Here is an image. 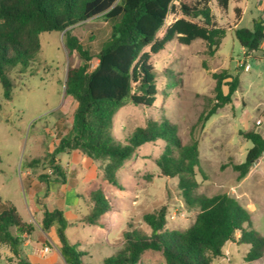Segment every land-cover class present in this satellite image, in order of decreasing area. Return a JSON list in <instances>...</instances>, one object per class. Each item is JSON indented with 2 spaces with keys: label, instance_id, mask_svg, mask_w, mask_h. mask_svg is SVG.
Segmentation results:
<instances>
[{
  "label": "trees",
  "instance_id": "trees-1",
  "mask_svg": "<svg viewBox=\"0 0 264 264\" xmlns=\"http://www.w3.org/2000/svg\"><path fill=\"white\" fill-rule=\"evenodd\" d=\"M212 1L0 0V84L6 99L11 100L13 95L9 69L34 58L41 47L42 33L63 32L65 47L70 52L76 51L81 60L79 65L68 69L65 81V95L76 102L74 133L69 138L59 137V143L44 159L51 173L40 178L47 183L66 184L67 173L56 156L79 151L98 165L103 178L119 185V170L138 148L162 140L165 147L156 160L157 166L164 176L178 178V188L185 202L199 209L195 221L183 231L166 228L165 207L145 213L143 220L149 233L140 228L125 232L123 247L106 257L103 264H139L148 250L161 252L165 264H212L215 258L222 256L223 247L229 241L249 245L244 257L247 263L264 257V235L254 227L251 212L237 198L227 193L207 196L197 192L199 183L195 175L201 168L197 138L191 136L189 141H183L179 126L167 117L161 121L148 120L145 126L137 127L120 143L112 133L114 118L126 103L145 107L155 104L160 91L152 55L163 51L175 39L187 46L201 39L212 54L220 48L228 28L216 21ZM230 2L216 0V5L226 12ZM235 10L237 13L238 9ZM170 14L177 17L159 39L158 34ZM97 17L111 24V34L101 50L92 53L79 42L73 29ZM233 33L247 52L263 51L264 19L255 21L252 28H236ZM94 58L96 66L92 64ZM214 78L215 103L200 116L202 123L231 103L241 85L239 76L217 73ZM224 85L228 86L227 93ZM242 134L252 146L244 162L229 164L238 172L239 179L245 177L264 154L262 134L254 130ZM39 162L34 159L32 164ZM86 200L90 209L82 221L100 225L101 217L112 209L109 196L103 190H96L90 192ZM36 202L40 206L41 219L35 218V223L26 222L15 205L0 202V245L8 248L14 264H38L22 253L24 236L30 235L36 225L46 233L56 228L59 250L66 264H84L76 249L78 245L68 238L70 222L64 211L49 210L39 198ZM2 260L0 250V263Z\"/></svg>",
  "mask_w": 264,
  "mask_h": 264
},
{
  "label": "rangeland",
  "instance_id": "rangeland-1",
  "mask_svg": "<svg viewBox=\"0 0 264 264\" xmlns=\"http://www.w3.org/2000/svg\"><path fill=\"white\" fill-rule=\"evenodd\" d=\"M184 1L192 3L194 0ZM257 1H240L245 15L239 27L252 26V17L257 15ZM235 4L230 5L228 15L220 10L215 0L212 1L213 14L228 28L214 54L201 39L188 46L175 39L163 51L152 55L160 91L155 104L145 107L126 103L114 118L112 133L120 143L150 119L161 121L167 117L177 123L183 141H189L191 136L199 141L201 168L195 175L199 183L197 192L207 196L227 193L237 198L251 212L254 227L264 235V154L241 179L229 166L244 162L252 146L242 132L254 130L264 136V104L250 98L252 84H264V50L247 52L234 37L231 27L237 22ZM176 17L169 15L158 34L159 39ZM73 34L86 49L97 53L110 37L111 24L105 18L97 17L87 24L75 26ZM40 44L33 59L9 69L13 82L11 100L5 98L0 84V202L15 205L26 221L39 218L30 197L34 191L36 198L52 207L56 190L40 177L51 173L44 159L59 143V137L69 138L74 133L76 102L65 95V81L68 69L81 63L77 52H70L65 47L63 32L42 33ZM92 64L96 66V58ZM217 73L239 76L241 85L231 103L202 123L200 116L215 103L214 74ZM223 89L228 92L227 85ZM164 147L162 140L139 147L119 170V185L109 183L103 176L95 182L108 194L112 210L102 216L99 226L78 222L69 225L70 239L82 243V248L76 249L84 264H103L106 257L123 247L124 233L132 228L149 233L143 220L145 213L165 207L166 228L180 231L195 221L199 209L185 202L178 188V178L164 176L156 164ZM59 156L63 164L71 157L68 153H60L56 159ZM34 159L40 162L32 164ZM81 172L79 170V175ZM71 184L78 191L85 187L81 180ZM71 211L76 212L74 208ZM88 213V207L82 202L79 217ZM236 236L239 237V232ZM0 250L3 257L0 264H14L15 259L8 248L0 245ZM248 251L249 245L229 241L223 247L222 256L215 258L212 264H264V257L252 263L245 262ZM139 264H165V261L161 252L148 250Z\"/></svg>",
  "mask_w": 264,
  "mask_h": 264
},
{
  "label": "crops",
  "instance_id": "crops-1",
  "mask_svg": "<svg viewBox=\"0 0 264 264\" xmlns=\"http://www.w3.org/2000/svg\"><path fill=\"white\" fill-rule=\"evenodd\" d=\"M240 1L241 0H231L230 2V5L232 4V2L236 3L234 7V12H235L234 16H237V22L234 24V26L231 27L233 31L236 28H241L238 25L243 20L244 15H245L244 9L241 7V5H239ZM230 5H229V9H230ZM236 8L238 9L237 13L235 10ZM229 9L226 11L228 15H229ZM256 10H257V15L255 17H252L253 24L251 27H247V28H252L254 25V21L260 22L262 19V11L264 10V4L261 3L260 0L257 1ZM215 18H216V21L220 25H223L222 23L223 21L221 19L217 18L216 16ZM262 49L264 50V45H262ZM248 71H251V69H248ZM252 85H253V95L250 98L256 99L257 101L262 102L264 104V84L255 83ZM64 153H68L71 155L70 160L67 164H63L60 159V156L58 157V161H60V164L63 166V168L65 169L67 173V183L62 184V185L52 183V182L49 183L50 188L54 187L56 190V193L54 194V197H52V200H53L52 207H48V209L49 210H54V209L63 210L67 219L70 222L69 225H73L75 222L88 225L82 221V219L85 216L79 217L78 211L81 210L82 202L88 207V209H90L88 202L86 200V196L90 192L96 191V190H103V189H100V187L96 186V183H95L101 178L100 176H102V173L98 169V165L91 158L82 155L79 151L64 152ZM79 170L82 171L80 175H79ZM79 176H81V179H79ZM78 180H81L83 182L85 186L83 190L78 191L72 186L71 182L72 181L77 182ZM104 192L106 193V191ZM50 194H51V190H50L49 195ZM36 196H37V192L35 191L30 194L34 210L37 213H39L38 219L40 220L41 210H40V206H38V204L36 203ZM72 208H74L76 212H72L71 211ZM26 222L35 223V220H30ZM100 222H101L100 223L101 225L102 224L101 219H100ZM89 226L96 227L99 225H89ZM67 235L71 243L76 244L78 245L77 247L80 246L82 248L81 242L74 243L70 239L69 226L67 228ZM24 237H25V241L22 244V253L32 263L66 264L59 250L60 243H59V239H58L55 227H52L49 230V232L46 233L38 225H36L34 231L30 235H25ZM44 247H49L50 250L48 252H44L43 251Z\"/></svg>",
  "mask_w": 264,
  "mask_h": 264
},
{
  "label": "built area",
  "instance_id": "built-area-1",
  "mask_svg": "<svg viewBox=\"0 0 264 264\" xmlns=\"http://www.w3.org/2000/svg\"><path fill=\"white\" fill-rule=\"evenodd\" d=\"M262 3L264 4V0H263V2H262ZM49 250H50V248H49V247H44V248H43V251H44V252H48Z\"/></svg>",
  "mask_w": 264,
  "mask_h": 264
}]
</instances>
